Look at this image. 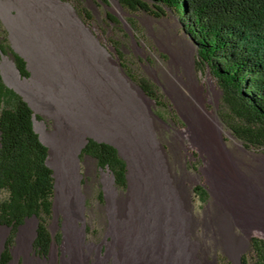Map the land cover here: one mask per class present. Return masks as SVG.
Wrapping results in <instances>:
<instances>
[{"label":"rangeland","instance_id":"1","mask_svg":"<svg viewBox=\"0 0 264 264\" xmlns=\"http://www.w3.org/2000/svg\"><path fill=\"white\" fill-rule=\"evenodd\" d=\"M115 3L0 0V23L29 72L21 78L11 58L1 55V78L32 109L54 178L48 256L35 253L36 222L28 219L16 231L9 264H118L141 249L145 264H252L249 240H264V233L239 226L216 204L203 173L206 156L189 140L187 121L168 90L169 74L185 79L181 62L192 64L205 109L241 144L223 135L244 164L264 150L246 147L224 124L221 93L199 69L196 46L173 11L155 17ZM87 138L117 149L127 165L125 189L80 154ZM9 232L0 226V252Z\"/></svg>","mask_w":264,"mask_h":264},{"label":"trees","instance_id":"2","mask_svg":"<svg viewBox=\"0 0 264 264\" xmlns=\"http://www.w3.org/2000/svg\"><path fill=\"white\" fill-rule=\"evenodd\" d=\"M116 1L127 13L140 11L159 17L171 10L177 15L196 46L199 69L208 72L221 93L224 124L246 147L264 150V0ZM76 9L91 19L85 9ZM106 16L118 23L113 15ZM1 55L11 58L21 78L29 77L25 60L11 48L0 23ZM80 154L107 170L118 189L126 188L127 165L113 145L87 138ZM48 156L47 146L34 130L32 109L3 83L0 74V226L10 231L0 264H9L16 231L28 219L36 222L35 253L41 258L48 256L54 196ZM194 191L201 199L206 196L200 186ZM249 252L252 264H264L263 239L251 237Z\"/></svg>","mask_w":264,"mask_h":264},{"label":"bare ground","instance_id":"3","mask_svg":"<svg viewBox=\"0 0 264 264\" xmlns=\"http://www.w3.org/2000/svg\"><path fill=\"white\" fill-rule=\"evenodd\" d=\"M173 59L175 66L178 65V60ZM181 64L185 79L168 73L170 77L167 78V86L176 106L187 121L192 146L206 156L203 173L216 204L226 210L239 226L257 228L264 233V155L252 153L253 160L250 165H246L242 156H236L225 147L223 135L229 136L233 141L234 139L224 130L217 115L205 109L202 86L196 82L192 64L188 65L183 61ZM209 83L214 96L217 97L218 91L210 81ZM134 88L144 101L150 103L138 87ZM235 144L242 148L241 144ZM120 207L119 213L122 212ZM131 229L134 231L135 227ZM144 251L145 249L134 251L136 255L129 254L133 251L125 253L118 264H145L141 260L146 253Z\"/></svg>","mask_w":264,"mask_h":264},{"label":"water","instance_id":"4","mask_svg":"<svg viewBox=\"0 0 264 264\" xmlns=\"http://www.w3.org/2000/svg\"><path fill=\"white\" fill-rule=\"evenodd\" d=\"M113 1H115L117 5L119 6V9H121V6L119 5V3L116 0H113Z\"/></svg>","mask_w":264,"mask_h":264}]
</instances>
